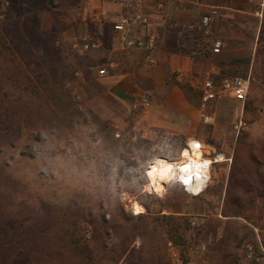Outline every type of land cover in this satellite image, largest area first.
Wrapping results in <instances>:
<instances>
[{
  "label": "rangeland",
  "instance_id": "obj_1",
  "mask_svg": "<svg viewBox=\"0 0 264 264\" xmlns=\"http://www.w3.org/2000/svg\"><path fill=\"white\" fill-rule=\"evenodd\" d=\"M88 1L0 0V264H172L191 218L214 211L158 176L164 160H188L192 140L207 160L229 158L213 164L207 184L240 181L243 213L264 212V14L227 13L208 30L193 21L185 48L196 72L167 79L197 109L215 65L251 76L252 87L245 104L230 96L215 104L214 125L197 117L189 137L160 101L109 94L101 49H84ZM231 22L233 32L224 28ZM215 40L224 49L212 58ZM253 223L264 230V220Z\"/></svg>",
  "mask_w": 264,
  "mask_h": 264
},
{
  "label": "crops",
  "instance_id": "obj_2",
  "mask_svg": "<svg viewBox=\"0 0 264 264\" xmlns=\"http://www.w3.org/2000/svg\"><path fill=\"white\" fill-rule=\"evenodd\" d=\"M87 5L84 25L90 42L101 44L107 63L102 81L109 94L127 104H142L149 94L150 106L160 101L167 112L175 114L185 128L188 126L185 130L189 137L198 109L184 95V89L167 78L179 73L187 81L196 72L195 59L185 48L193 39V21L211 15L214 22L227 13L264 14V0H89ZM103 10L109 12L108 17H99ZM138 13L150 19V31L158 37V50L152 57L154 65L146 51L127 50L114 30L120 17ZM229 25L233 32L237 25L226 23L224 28ZM221 69L215 65L208 75H219ZM233 184L230 179H211L201 195L203 204L213 206L214 211L191 218L192 229L182 236L185 247L176 246L178 257L172 264H264V230L253 223L264 220V212L243 213L240 202L247 191L240 181ZM174 214L186 215L178 211Z\"/></svg>",
  "mask_w": 264,
  "mask_h": 264
},
{
  "label": "built area",
  "instance_id": "obj_3",
  "mask_svg": "<svg viewBox=\"0 0 264 264\" xmlns=\"http://www.w3.org/2000/svg\"><path fill=\"white\" fill-rule=\"evenodd\" d=\"M114 1H129V0H114ZM131 1V0H130ZM215 15L216 12L214 11ZM257 15H260L259 13ZM109 16L107 10H103L99 17L106 18ZM212 16H204L201 20V25L205 30L212 25ZM150 19L141 13L133 15H123L114 25V30L122 37L124 46L127 50H141L148 53L150 64L154 65L155 60L152 58L158 50V37L150 31ZM137 35H132L135 33ZM86 51H98L101 49V44L98 41H91L85 44ZM224 49V42L215 40L211 46L212 52L217 55L221 54ZM99 74L104 76L106 69H101ZM252 87L251 76H220L209 74L203 81L201 87L200 105L198 108V119L207 124L214 125L216 122V114L212 111L215 104L226 96L232 97L236 102L245 104L248 99ZM142 104L150 107L151 99L147 94L142 100ZM243 129V122L236 124L234 133L237 137L240 136ZM213 164L223 163L229 161V158L224 152H215L211 158ZM253 252V251H251ZM178 254L173 252V258H177Z\"/></svg>",
  "mask_w": 264,
  "mask_h": 264
},
{
  "label": "bare ground",
  "instance_id": "obj_4",
  "mask_svg": "<svg viewBox=\"0 0 264 264\" xmlns=\"http://www.w3.org/2000/svg\"><path fill=\"white\" fill-rule=\"evenodd\" d=\"M199 145L195 147L194 145ZM184 153H187L190 157L186 162L178 163L172 162L170 159L164 160V163L158 168V176L160 181L174 182L177 180L181 185L185 187V190L192 195L199 196L208 187L207 181L212 175L213 163L210 159H205L202 152V144L198 140H192L189 144V149H186ZM167 165L172 166L171 173H167L162 178V169ZM187 167V170H182ZM170 177V178H169ZM187 180L188 183H184ZM207 184V186H206ZM206 186V188H205ZM136 212L142 214L145 212L140 206H136Z\"/></svg>",
  "mask_w": 264,
  "mask_h": 264
},
{
  "label": "snow or ice",
  "instance_id": "obj_5",
  "mask_svg": "<svg viewBox=\"0 0 264 264\" xmlns=\"http://www.w3.org/2000/svg\"><path fill=\"white\" fill-rule=\"evenodd\" d=\"M195 147H199V145L197 144V145H194ZM184 155H187V153H184ZM182 170H187V167H185L184 169H182ZM154 171H157V169L156 168H153V172ZM162 171V178H163V176L164 175H166L167 173H171V171H172V166L171 165H167L164 169H162L161 170ZM152 175V172H149V176H151ZM184 183H188V181L187 180H185L184 181Z\"/></svg>",
  "mask_w": 264,
  "mask_h": 264
},
{
  "label": "trees",
  "instance_id": "obj_6",
  "mask_svg": "<svg viewBox=\"0 0 264 264\" xmlns=\"http://www.w3.org/2000/svg\"><path fill=\"white\" fill-rule=\"evenodd\" d=\"M213 55V54H212ZM215 55V54H214ZM219 55V54H218ZM217 56V55H215ZM220 76H229V75H223L222 73L219 74ZM234 76H240V75H234ZM242 77H246V76H242Z\"/></svg>",
  "mask_w": 264,
  "mask_h": 264
},
{
  "label": "clouds",
  "instance_id": "obj_7",
  "mask_svg": "<svg viewBox=\"0 0 264 264\" xmlns=\"http://www.w3.org/2000/svg\"><path fill=\"white\" fill-rule=\"evenodd\" d=\"M170 178V177H169Z\"/></svg>",
  "mask_w": 264,
  "mask_h": 264
}]
</instances>
